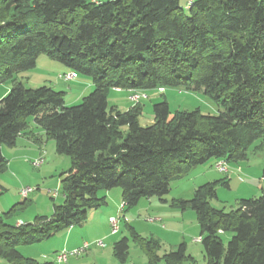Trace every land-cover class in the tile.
Listing matches in <instances>:
<instances>
[{"label": "trees", "instance_id": "1", "mask_svg": "<svg viewBox=\"0 0 264 264\" xmlns=\"http://www.w3.org/2000/svg\"><path fill=\"white\" fill-rule=\"evenodd\" d=\"M40 55L90 78L93 91L67 107L64 92L17 82L15 75L34 68ZM5 80L13 84L0 99V174L8 164L1 148L32 135L31 120L70 168L52 216L21 226L0 216V261L50 264L23 258L17 247L81 226L89 211L106 206L99 193L121 189L123 212L141 199L165 202L171 183L193 168L244 159L256 142L255 149L264 148V0H188L185 7L180 0H0ZM167 88L203 92L218 114L195 109L171 116L164 100L153 105V123L142 127L139 102L123 112L108 106L111 90ZM215 185L173 204L194 211L206 264H264V189L225 212L211 205ZM128 230L153 263L159 244ZM128 250L127 237L114 243L119 264ZM167 257L184 260L185 244Z\"/></svg>", "mask_w": 264, "mask_h": 264}, {"label": "rangeland", "instance_id": "2", "mask_svg": "<svg viewBox=\"0 0 264 264\" xmlns=\"http://www.w3.org/2000/svg\"><path fill=\"white\" fill-rule=\"evenodd\" d=\"M180 5L185 7V0H180ZM70 73L63 65L40 55L34 68L18 72L14 79L26 88L48 86L56 92H65L64 105L70 107L80 104L81 99L87 97L94 89L88 77L76 76L69 82L60 78ZM12 84L11 80L0 83V99L7 95ZM133 94L146 95V98L138 101L142 109L138 120L142 127L153 123V105L164 100L168 103L171 116L176 111L191 112L195 109L205 115L218 114L216 105L203 92L175 88L143 93L135 91L129 94L125 91H110L107 97L109 108L127 111L136 104L129 99ZM38 144H45L46 147L40 148L39 157L31 159L22 154L20 162H14L11 168L6 158L7 169L0 174V215L2 221L8 225L13 226L18 221H23L24 224L33 223L37 217H50L53 214V205H60L63 201L60 180L62 175L68 172L70 160L56 153L52 141L43 137ZM256 147H259V142L246 152L244 159L228 162L219 160L225 164V170L220 171L217 168L219 161L213 160L193 168L182 178L171 183L169 193L163 197L165 202L158 198L141 199L135 208L125 209L120 213L121 189H112L110 191L117 192L118 195H114L112 199L108 198L106 206L89 211L86 222L81 226L59 232L41 243L19 245L17 250L25 259L58 264L56 255L64 247L66 251H73L87 241L85 243L91 244L89 250L78 258H68L67 264H119L113 256V245L122 237H127L129 250L126 264H206L203 248L198 240L200 228L194 211L181 210L173 204L180 199L190 200L194 191L206 183H216V199L211 201V205L225 212L234 210L240 200L259 198L264 189V148L255 149ZM40 159L42 164L34 167L32 163ZM26 189L31 192L24 198L20 193ZM105 193H99L98 196ZM102 211H108L115 218L125 217L124 221L121 220L118 233L113 237L109 235L108 238L109 220ZM128 227L144 241L153 240L159 244L155 251L157 259L153 263L138 241L132 237ZM67 237L78 241L80 246L73 248L66 244ZM221 238L226 245L231 234L225 233ZM98 241L103 243L102 248L93 245ZM182 243L185 244L187 257L179 263L169 261L167 256L176 251ZM0 264L4 263L0 261Z\"/></svg>", "mask_w": 264, "mask_h": 264}, {"label": "crops", "instance_id": "3", "mask_svg": "<svg viewBox=\"0 0 264 264\" xmlns=\"http://www.w3.org/2000/svg\"><path fill=\"white\" fill-rule=\"evenodd\" d=\"M187 1L188 0H185V4L187 3ZM111 91L118 92V91H121V90H111ZM125 92H127L128 94L131 93L129 91H125ZM29 129H30L29 131L32 132V135H30L28 137H25V136L19 137L17 139L14 147L9 148V147L3 146L1 148V153H2L3 157L5 159L7 158L9 160V162H10L9 168L12 167V164L14 162H20L19 158H20V156L22 154L29 156L31 159H35L36 157H39L41 155V154H39L41 152L40 148L45 147V144L39 145L38 144L39 142H35V138H40L41 140H43V131H42V129H40L38 126L35 125L33 120H31L30 123H29ZM45 149H46V147H45ZM114 195L116 196V195H118V193L109 191V192H106L105 194H103L102 196L105 197L106 202H107L108 198L112 199L114 197ZM102 212H104V211H102ZM104 214H105V216H107L108 220L110 218H113V215L111 213H109L108 211L104 212ZM108 220H107V222H108ZM124 220H125V217H124ZM19 222L24 224L23 221H18L15 224H17ZM107 224H109V222ZM107 235H108V238H109V235H110V237H113L116 234L115 235H111L110 233L109 234L107 233ZM85 242H87V241H84L83 243H85ZM66 244L73 246V248L74 247L77 248V247L80 246V243L78 241L70 240L69 237H67ZM62 250H67V249H66V247H64ZM67 263H68V261H67Z\"/></svg>", "mask_w": 264, "mask_h": 264}, {"label": "built area", "instance_id": "4", "mask_svg": "<svg viewBox=\"0 0 264 264\" xmlns=\"http://www.w3.org/2000/svg\"><path fill=\"white\" fill-rule=\"evenodd\" d=\"M191 1L192 0H189V3ZM75 77H76V74L74 72H71L70 74H64L63 76H60V78H62L63 81H65V82H69L71 79H73ZM142 98H146V95H144V94H140V95L139 94H133L132 96L129 97V99H130V101L132 103H137ZM41 164H42V159L34 161L32 163V165L34 167H38ZM224 165L225 164L223 163V161H221V162L219 161L218 164H217V168L220 171L225 170L224 169ZM30 192H31L30 189H26V190H22L20 194H21L22 197L25 198V197H27V195ZM119 212L120 213L123 212V205H121ZM121 220L124 221V216L123 217H117V218L113 217V218L109 219V227H110V234L111 235H115V234L118 233ZM21 225H22V223H20V222L16 224V226H21ZM198 240L200 242V238H198ZM93 245H95L96 247H100V248L103 247V243L101 241H98V242L94 243ZM90 247H91V244L83 243V245L80 248H77V249H75L73 251L61 250L56 255V262L58 264H66L67 261H68V258H70V257L78 258V257L82 256L84 253H86L87 250H89Z\"/></svg>", "mask_w": 264, "mask_h": 264}]
</instances>
